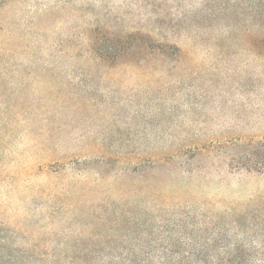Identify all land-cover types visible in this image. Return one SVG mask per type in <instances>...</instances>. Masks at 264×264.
I'll return each instance as SVG.
<instances>
[{
    "label": "rangeland",
    "instance_id": "obj_1",
    "mask_svg": "<svg viewBox=\"0 0 264 264\" xmlns=\"http://www.w3.org/2000/svg\"><path fill=\"white\" fill-rule=\"evenodd\" d=\"M121 208L264 255V0H0V259L93 256Z\"/></svg>",
    "mask_w": 264,
    "mask_h": 264
},
{
    "label": "trees",
    "instance_id": "obj_2",
    "mask_svg": "<svg viewBox=\"0 0 264 264\" xmlns=\"http://www.w3.org/2000/svg\"><path fill=\"white\" fill-rule=\"evenodd\" d=\"M106 41L109 39L106 38ZM116 51L117 48L114 45L103 44L102 48L96 49V54L102 58V53L109 55ZM255 156L259 157V154L256 153ZM263 210L258 211L262 213ZM130 212L121 208L114 215L113 221L95 224L97 229H102V226H106L109 222L112 226L111 231H120L125 227V232L123 231L119 236L93 232L91 240L96 239L92 243L93 246L102 247L93 256L74 252L72 255L57 256L51 264H255L256 261L264 262V255L258 256L243 250L251 246L252 239L239 232L241 230L230 236L229 228L224 227L221 220L215 223L206 220L203 225L209 222L208 227L207 225L206 227L196 226L191 230H187L182 224L175 223L176 229H169L171 219L162 220L159 224L156 219H149V217L143 219L141 215L131 216ZM29 256H14L10 263L7 257L5 260L3 258L0 260L2 264L35 263Z\"/></svg>",
    "mask_w": 264,
    "mask_h": 264
}]
</instances>
